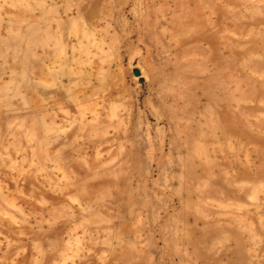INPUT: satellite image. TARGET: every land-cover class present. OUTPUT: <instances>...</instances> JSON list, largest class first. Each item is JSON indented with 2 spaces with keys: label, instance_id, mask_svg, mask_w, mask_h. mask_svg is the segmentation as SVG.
<instances>
[{
  "label": "rangeland",
  "instance_id": "obj_1",
  "mask_svg": "<svg viewBox=\"0 0 264 264\" xmlns=\"http://www.w3.org/2000/svg\"><path fill=\"white\" fill-rule=\"evenodd\" d=\"M0 264H264V0H0Z\"/></svg>",
  "mask_w": 264,
  "mask_h": 264
},
{
  "label": "water",
  "instance_id": "obj_2",
  "mask_svg": "<svg viewBox=\"0 0 264 264\" xmlns=\"http://www.w3.org/2000/svg\"><path fill=\"white\" fill-rule=\"evenodd\" d=\"M140 71L138 69H134V75L135 76H140Z\"/></svg>",
  "mask_w": 264,
  "mask_h": 264
}]
</instances>
